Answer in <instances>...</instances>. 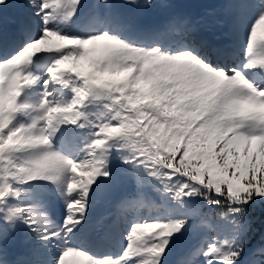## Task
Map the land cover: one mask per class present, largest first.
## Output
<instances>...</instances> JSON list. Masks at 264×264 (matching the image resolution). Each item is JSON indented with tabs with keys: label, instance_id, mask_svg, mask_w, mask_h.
Masks as SVG:
<instances>
[{
	"label": "snow or ice",
	"instance_id": "obj_1",
	"mask_svg": "<svg viewBox=\"0 0 264 264\" xmlns=\"http://www.w3.org/2000/svg\"><path fill=\"white\" fill-rule=\"evenodd\" d=\"M0 264H264V0H0Z\"/></svg>",
	"mask_w": 264,
	"mask_h": 264
},
{
	"label": "rangeland",
	"instance_id": "obj_2",
	"mask_svg": "<svg viewBox=\"0 0 264 264\" xmlns=\"http://www.w3.org/2000/svg\"><path fill=\"white\" fill-rule=\"evenodd\" d=\"M15 12H16L15 9H10V10H9V15H10V16H11V15H14ZM101 208H105V211H107L106 206H105L103 203H101V204L97 205V207H96V209H95V215L98 216V211H99Z\"/></svg>",
	"mask_w": 264,
	"mask_h": 264
}]
</instances>
